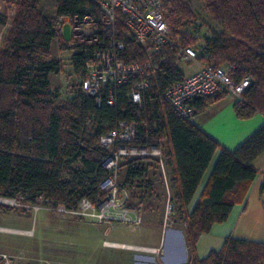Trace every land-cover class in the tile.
Here are the masks:
<instances>
[{"label":"trees","instance_id":"16d2710c","mask_svg":"<svg viewBox=\"0 0 264 264\" xmlns=\"http://www.w3.org/2000/svg\"><path fill=\"white\" fill-rule=\"evenodd\" d=\"M15 5L7 35L0 47V198L35 205L76 207L84 198L97 203L105 192L100 184L109 171L102 162L108 152L99 137L119 120H134L136 145L168 143V164L176 192L172 208L186 218L187 264H264V242L227 236L219 250L205 258L194 256L200 235L216 223L224 222L232 207L245 197L257 171L253 161L264 152V125L236 149L228 150L204 133L191 119L210 103L224 97H200L191 118H182L162 99L166 87L184 75L177 66L176 50L166 48L155 57L153 81L144 93L141 106L128 101L130 83L116 89L115 102L98 104L94 96L79 89L64 104L56 106L57 90L50 87L49 75L58 72L59 61L50 58L58 37L57 24L65 17L97 18V0H55V17L39 11L40 0H8ZM166 16L191 17L187 0H163ZM205 9L221 28L195 45L197 60L203 65L224 66L234 82L249 77L240 99H234L236 116L247 119L264 115V0H203ZM169 21V19H168ZM0 23L6 16L0 14ZM172 24H176L172 20ZM116 37L125 43V60L142 59L145 51L126 36L122 20H116ZM180 34L184 45L195 38ZM194 45V44H193ZM97 44H75L74 68L84 72V63ZM219 151L205 185L191 211L196 190ZM150 156L128 158L126 185L140 181L150 165L141 163ZM158 162V161H156ZM120 166V165H119ZM141 188V185H136ZM6 208L5 210H7Z\"/></svg>","mask_w":264,"mask_h":264},{"label":"built area","instance_id":"2783aa9c","mask_svg":"<svg viewBox=\"0 0 264 264\" xmlns=\"http://www.w3.org/2000/svg\"><path fill=\"white\" fill-rule=\"evenodd\" d=\"M97 4V18L85 16L79 21L73 16L69 21L72 24V42L97 44L85 60L80 89L85 94L94 96L98 104L105 100L107 104L113 105L116 89L130 83L128 101L141 106L144 103V93L153 81L155 57L166 48L175 49L179 60L197 59L195 45H184L181 35L173 32L163 0H97ZM119 18L126 30V36L144 49V58L129 61L123 58L125 43L116 37L115 23ZM89 23L94 27L86 36L84 27ZM60 30L61 26L58 27V35ZM72 42L68 44L70 47ZM248 84V76L234 82L228 68L203 65L195 72L169 84L162 93V99L182 118H191L195 113L194 105L198 98L224 93L234 99H240ZM136 138L137 128L134 120H119L115 127L99 137V145L108 152V157L102 165L109 171L108 177L102 181L100 187L112 189L113 193L97 203L84 198L76 207L58 205L54 211L61 217L97 216L99 220L112 215L118 201L115 195L116 175L123 159L156 156L165 172L160 144L136 145L132 143ZM164 180L167 184L166 175ZM169 200L170 196V203ZM0 264H12L7 254H0Z\"/></svg>","mask_w":264,"mask_h":264},{"label":"rangeland","instance_id":"374dc122","mask_svg":"<svg viewBox=\"0 0 264 264\" xmlns=\"http://www.w3.org/2000/svg\"><path fill=\"white\" fill-rule=\"evenodd\" d=\"M188 7L191 11V17H169V23L176 26L178 32L187 38H195L192 43L199 45L203 43L205 37L221 28L213 21L212 17L205 9L203 0H187ZM39 11L48 16L55 17V0H40ZM15 13V5L8 0H0V14L6 16V23H0V47L7 35L10 27L11 19ZM70 17L57 24L61 26L60 34L54 40L50 58L59 61V71L52 72L49 75L50 87L57 90V97L54 100L56 106L64 104L80 89V83L84 76L83 72H79L74 68L72 62V54L75 51V43L72 42V24ZM175 22L176 24H172ZM84 34L93 29L91 23L86 24ZM72 44L70 47L68 44ZM196 60L178 61L177 65L182 71H190L196 67ZM190 64L188 67L186 65ZM230 96V95H228ZM232 97V96H231ZM162 160L164 169H161L159 158L153 156L154 160L145 159L141 163L149 164L150 168L147 174L133 185H126L125 167L123 163L128 158L123 159L117 170L116 175V191L118 198L115 212L108 217L99 220L97 216H73L61 217L54 211L55 207L46 204L42 199L36 205H40L45 209H40L34 214L33 206L25 203L2 200L1 206L9 205L18 208L20 212L31 217L26 221L29 229H63L67 232V236L72 238L74 243L85 249L86 256L83 259L89 264H178L186 260L187 251L182 247L176 250H170L166 255L161 251V244L167 237V233L175 234L180 238H186L187 223L186 218L178 211L172 208L173 202H168L169 196H173L174 182L170 178L168 170V143L163 140L160 143ZM149 156V155H147ZM158 161V162H156ZM166 175L168 182L165 183ZM141 185L139 188L136 185ZM105 192L104 197L114 191L109 188L102 189ZM7 201V202H6ZM170 201V200H169ZM171 208L169 209V205ZM53 209V210H52ZM179 227L181 230L172 231ZM108 242H115L125 245H158L159 247L153 253L151 259L144 258L145 254H149L143 249H127L117 246H105ZM137 253L136 256L133 254ZM12 264H25L21 254L8 252ZM13 254V255H10ZM165 256V257H163ZM25 262V263H24Z\"/></svg>","mask_w":264,"mask_h":264},{"label":"crops","instance_id":"0c3cea01","mask_svg":"<svg viewBox=\"0 0 264 264\" xmlns=\"http://www.w3.org/2000/svg\"><path fill=\"white\" fill-rule=\"evenodd\" d=\"M178 61H183L179 60ZM177 61V62H178ZM190 64L186 65L188 67ZM178 66V65H177ZM202 65L196 61V67L190 71H182L183 75L195 72ZM179 68V67H178ZM234 97L225 95L224 97L210 103L202 112L192 117V121L208 136L215 139L221 146L228 150L236 149L243 141L264 125V115L256 113L250 118L240 119L236 116L233 108ZM219 151L213 155L201 182L196 190L191 204L187 211H191L193 205L198 199L201 189L205 185L212 167L218 157ZM257 174L253 181L248 185L245 197L239 203H236L228 216L221 223L212 226L209 232L200 235L196 242L194 256L198 259L205 258L211 250H219L227 236L248 241L264 242V152H262L253 161ZM172 166L168 165L167 173L170 178L173 177ZM168 182V179H167ZM174 184V192L176 185ZM1 200H8L0 198ZM14 201H18L14 199ZM21 203L20 201H18ZM0 203H5L1 202ZM33 206L34 214L40 209H45L40 205ZM8 208L7 210H5ZM20 212L14 206L0 207V254L15 252L21 254L25 264H89L83 259L86 256L85 249L74 243L73 239L67 236L63 229H29L25 227L26 221L31 217ZM180 231L179 227L172 231ZM105 246H117L127 249H143L149 254L144 258L152 257L153 253L159 247L158 245H125L115 242H108ZM161 251L166 255L170 250H176L182 247L187 251L185 261L178 264H187L190 260V254L186 244V238H180L175 234L167 233V237L161 244ZM128 246V247H127ZM13 255V254H10ZM137 253L134 252L133 256ZM138 256V255H137ZM165 257V256H163ZM98 264V263H96Z\"/></svg>","mask_w":264,"mask_h":264},{"label":"bare ground","instance_id":"6f19581e","mask_svg":"<svg viewBox=\"0 0 264 264\" xmlns=\"http://www.w3.org/2000/svg\"><path fill=\"white\" fill-rule=\"evenodd\" d=\"M1 201H2V200H1ZM7 201H8V200H7ZM7 201H6V202H7ZM119 245H120V244H119ZM127 247H128V246H127ZM137 249H140V248H137Z\"/></svg>","mask_w":264,"mask_h":264}]
</instances>
